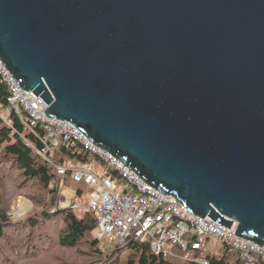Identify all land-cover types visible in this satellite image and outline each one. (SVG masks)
<instances>
[{"label":"water","instance_id":"water-1","mask_svg":"<svg viewBox=\"0 0 264 264\" xmlns=\"http://www.w3.org/2000/svg\"><path fill=\"white\" fill-rule=\"evenodd\" d=\"M0 59L49 118L264 246V0H0Z\"/></svg>","mask_w":264,"mask_h":264},{"label":"built area","instance_id":"built-area-1","mask_svg":"<svg viewBox=\"0 0 264 264\" xmlns=\"http://www.w3.org/2000/svg\"><path fill=\"white\" fill-rule=\"evenodd\" d=\"M0 74L10 92L8 104L0 109V117L10 125L7 116L15 110L21 119L26 115L32 125H45L44 148L39 151L42 156L46 158L63 143L68 147L81 144L96 157L84 166L57 165V170L60 175L70 173L74 183L93 187V192L88 194L86 211L94 214L99 235L114 241L111 245H122L129 240L149 242L155 254L173 255L174 247L186 250L193 238L199 242L214 238L239 250L246 264H255L257 255L264 257V246L235 234L237 222L233 221L229 228L219 220L194 214L173 196L147 184L123 162L95 146L72 123L49 118L45 114L47 104L44 99L33 93L27 94L1 59ZM97 158L101 165L96 163ZM76 201L79 200L70 205L72 209L79 207ZM199 242L194 246H202ZM184 258L188 260L190 253L186 252ZM197 261L207 264L204 258Z\"/></svg>","mask_w":264,"mask_h":264},{"label":"trees","instance_id":"trees-1","mask_svg":"<svg viewBox=\"0 0 264 264\" xmlns=\"http://www.w3.org/2000/svg\"><path fill=\"white\" fill-rule=\"evenodd\" d=\"M9 96V87L0 74V109L8 104ZM26 118L25 115L21 119L19 113L13 110L7 116V120L11 122L9 125L0 117V167L11 163L12 168L17 167L20 171H24L26 177L37 179L46 191L51 193L52 197L48 198L49 203L46 209L38 212L40 214H36L34 219L40 216V219L44 220L43 225L49 224L48 221L53 217L61 219L64 226L59 233L60 245L76 247L85 243L89 248L97 249L98 239L90 237V234L97 228L94 214L85 211V215L78 218L71 207L60 206L57 199L58 183L61 182L60 185H64L67 179L71 180L70 173L58 174L57 165L84 166L96 157L84 150L81 144L68 147L62 143L45 158L39 151L44 148L46 127L43 124L32 125ZM113 174L116 176L114 172ZM80 194H82L81 189L77 190V196ZM48 209L50 213L45 212ZM15 218L9 215L4 208H0V244L6 241L12 228L27 222ZM210 240L211 238H208L205 241ZM196 242H199L197 238L191 239L186 250L174 247L173 255H157L153 252L149 242L140 243L134 240H129L122 245L112 244L106 252L113 253L111 257L115 260L114 264H201L197 261L199 258H204L207 264H246L242 253L229 244L219 242L220 245L217 243L214 248L210 249L206 248L203 242H199L202 246L195 247ZM186 252L190 253L188 260L184 258ZM99 253L100 256L103 255L102 251ZM255 264H264V257L257 255Z\"/></svg>","mask_w":264,"mask_h":264},{"label":"rangeland","instance_id":"rangeland-1","mask_svg":"<svg viewBox=\"0 0 264 264\" xmlns=\"http://www.w3.org/2000/svg\"><path fill=\"white\" fill-rule=\"evenodd\" d=\"M96 163L101 165L97 159ZM60 184L61 182L58 183L57 195L60 206L69 207L72 204L71 201V204L66 201L64 187L82 190V194L78 195L79 201H76L79 207L73 209V213L78 218L83 217L87 210L88 194L93 192V187L85 183H74L70 179H67L64 185ZM50 194L37 179L26 177L24 171L17 167L12 168L11 163L0 167V208H4L13 217L27 221L12 228L6 241L0 244V264H114L115 260L111 257L113 253H107L112 246L110 243L114 241L100 236L97 228L90 234L91 238L96 237L99 241L97 249L93 250L85 243L71 247L59 243V233L64 226L61 219L53 217L48 221L49 224L44 225L40 216L34 219L36 214H40L38 212L46 209L48 198L52 197ZM45 212L50 213V210ZM217 243L220 245L214 238L208 242L203 240V245L210 249ZM99 251H102L103 255L100 256Z\"/></svg>","mask_w":264,"mask_h":264},{"label":"crops","instance_id":"crops-1","mask_svg":"<svg viewBox=\"0 0 264 264\" xmlns=\"http://www.w3.org/2000/svg\"><path fill=\"white\" fill-rule=\"evenodd\" d=\"M63 193L66 195L65 196V198H66V201H69V203H70V201H71V203L73 202V201H75V198L76 197H78L77 196V191H76V189H71V188H69V187H64L63 188ZM76 200H78V199H76ZM70 203V204H71ZM64 204V203H63ZM70 206V205H69Z\"/></svg>","mask_w":264,"mask_h":264},{"label":"clouds","instance_id":"clouds-1","mask_svg":"<svg viewBox=\"0 0 264 264\" xmlns=\"http://www.w3.org/2000/svg\"><path fill=\"white\" fill-rule=\"evenodd\" d=\"M76 199H77V197L75 198V200H76ZM73 202H74V201H73ZM73 202H72V203H73ZM69 207H70V206H69Z\"/></svg>","mask_w":264,"mask_h":264}]
</instances>
